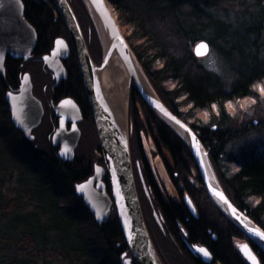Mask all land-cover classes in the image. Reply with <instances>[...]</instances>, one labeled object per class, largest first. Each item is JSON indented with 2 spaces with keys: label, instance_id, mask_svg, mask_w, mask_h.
Listing matches in <instances>:
<instances>
[{
  "label": "trees",
  "instance_id": "trees-1",
  "mask_svg": "<svg viewBox=\"0 0 264 264\" xmlns=\"http://www.w3.org/2000/svg\"><path fill=\"white\" fill-rule=\"evenodd\" d=\"M22 1L25 18L36 30L39 40L34 60L26 64L28 67L41 63L40 60L52 51L56 40L69 42V36L52 0ZM107 1L116 11L121 29L129 33L125 35L126 40L158 96L173 114L199 135L217 177L226 182L234 205L264 230V144L250 145L247 139L250 133L263 131L264 125L256 127L246 119L240 128L238 119L229 113L227 107L229 103L246 99H255L260 104L258 92L253 89L264 84V0L240 1L239 6L246 12L248 23H254L247 36L240 39V53H225L229 42L224 41L221 46L224 60L230 56L235 65L231 87L205 67L195 56L194 47L212 38L210 32L219 25L215 13L225 4L239 0ZM68 2L84 34L90 30L94 33L82 0ZM94 40L97 44L95 35ZM210 42V45L219 46L213 39ZM90 52L95 59L94 52ZM26 65L8 59L6 79L0 77V157L5 159L4 163L0 160V264H122L121 257L129 254V250L115 209L108 223L99 227L76 195L75 186L85 182L93 173L92 160L80 152L86 145L78 149L74 162L64 163L49 142L29 143L12 127L5 93L17 83ZM67 69L70 82L85 99L86 125L93 130V119L74 54ZM132 99V156H138L136 159H141L150 172L143 151V136L151 138L162 158L163 152L168 155L170 164L165 161L170 165L169 178L183 188L180 196L187 192L200 216L198 220L194 219L183 203L171 199L166 202L160 197L154 179L147 176L154 192L150 199L143 194L141 207L162 260L166 264H204L191 255L187 249L189 244L207 248L213 264H247L234 245L235 238L247 237L221 215L204 189L198 192L193 188L191 179H201L185 143L144 104L134 87ZM137 104L142 113L135 109ZM213 104L217 105L218 111L211 109ZM188 107L190 109L186 110ZM206 113L210 114L208 125L202 117ZM8 125L10 135L4 132ZM91 130H87L86 135L96 141ZM12 134L18 139L11 140ZM243 138L246 146L237 155L226 154L225 148ZM11 164L16 165L18 176L15 188L8 191L6 187L13 182L7 167ZM229 165L236 166L238 171L231 174ZM158 208L163 217H160L162 231L152 215ZM164 233L173 245L170 254L171 249L165 253L160 248ZM253 247L260 263L264 264V253L255 245Z\"/></svg>",
  "mask_w": 264,
  "mask_h": 264
},
{
  "label": "water",
  "instance_id": "water-1",
  "mask_svg": "<svg viewBox=\"0 0 264 264\" xmlns=\"http://www.w3.org/2000/svg\"><path fill=\"white\" fill-rule=\"evenodd\" d=\"M52 2L65 24L71 47L75 51L104 161V167L96 165L94 175L87 181L77 184L75 191L94 216L99 227L106 225L112 209L116 210L129 250V254L121 257L122 264L164 263L149 235L137 191L130 148L132 122L129 117V108L126 106L125 112L120 115L106 98L103 87L102 76L114 57L120 59L126 68L131 85L144 104L185 143L212 202L264 253V241L254 236V232H264V230L229 200L212 170L209 155L199 136L188 124L173 114L158 96L129 46L112 5L107 0H82L102 49V64L97 66L89 54L81 28L68 1L52 0ZM25 10L22 0H0L1 76L6 74L5 64L9 57L26 63L34 58V52L38 47V34L26 20ZM200 44L196 46L194 53L197 58L203 59L208 55L203 54L205 52L203 48H199L201 54H197ZM208 50L210 52V46ZM70 54V45L65 40L58 39L50 55L43 58L44 66L49 69L57 81L56 85L68 80L63 61L69 59ZM6 102L14 127L22 132L29 142H35L33 131L41 126L44 109L33 94V84L29 74L22 79L20 93L18 95L9 93ZM54 111L60 118V128L53 137V146L60 147L59 156L62 162L72 163L81 140L79 124L83 122L82 114L71 99L61 102L54 108ZM68 124H71L69 132L67 131ZM193 136L196 138L195 141H193ZM108 187L111 194L108 192ZM225 199L228 203H225ZM186 203L197 216L196 208L189 197L186 198ZM233 208L236 209L235 214H233ZM244 246L238 250L245 261L250 264L243 251ZM247 247L259 261L253 250L248 245ZM201 249L206 250L208 255L205 256L200 251ZM194 254L200 256L205 264H212V256L206 248L196 247Z\"/></svg>",
  "mask_w": 264,
  "mask_h": 264
},
{
  "label": "rangeland",
  "instance_id": "rangeland-1",
  "mask_svg": "<svg viewBox=\"0 0 264 264\" xmlns=\"http://www.w3.org/2000/svg\"><path fill=\"white\" fill-rule=\"evenodd\" d=\"M240 1H235V2H230L225 4L223 7H221V9L219 11H217L215 13V20L219 22V25L217 26L216 29L212 30L210 32V36L212 38H210L209 40H204L207 43L211 44L210 40H214L216 43H218L217 46L215 45H210L211 47V51H210V55H208L207 57L200 59L203 64L205 65V67L216 73L217 75H219L221 77V79L223 80V82L225 83V85L227 87H231L234 83V78L232 75V69L235 67V65L232 63L234 62L232 60V58L230 56L227 57V61L224 60V58L222 57L220 50L222 49L221 46H223L224 41L225 42H229V46H225V53L227 54H239L240 53V47L241 46V42L242 40H240L242 37L247 36V32L249 31V29L251 28V25L254 24L252 22H249V18L247 17V14H245L246 12L243 11V8H241L239 6ZM59 16V15H58ZM81 27V26H80ZM94 28V27H93ZM82 29V28H81ZM123 33L128 36L129 33H126V29H122ZM83 31V30H82ZM84 33V32H83ZM93 35H95V38L97 39V44H95V40L93 41ZM86 40L88 42V45L91 47V51L94 52L92 54H95V59L96 62L102 63L103 60V56H102V49L100 46V42L98 39V35L96 33V31L94 30V33L91 32V30L85 35ZM221 39V40H219ZM98 45V46H97ZM195 49V47H194ZM94 56V55H93ZM213 61L215 63H213ZM39 63H37V65L32 64L29 65L28 69L32 74V78H33V83L35 85L36 91H40L42 92L44 87H46L47 85H49L51 87V81H49V77L48 76H44L43 73V68L41 65H38ZM214 68H218L219 71H213L212 69ZM133 89V87H132ZM132 89L130 91L129 97L127 99V104L126 106L129 108V115L132 114V110L134 109L133 107V102H132ZM258 92V91H257ZM253 99H246L243 101H238L237 103H231L232 107L228 108L229 109V113L236 117L239 121V127L242 128L243 127V123L245 122L246 119H249L251 121V123H253L256 127L259 126H263L264 125V97L260 96L259 92H258V96H257V100L260 102L257 103H253L252 102ZM135 109L139 112L142 113L141 111V107L140 105H135ZM190 108H186V110H189ZM208 114L207 116L202 115V117H204V123L206 125H208ZM132 115H130L131 118ZM84 128V132H83V139L82 142L80 143V146H84L86 145V148L81 149L84 156L91 159L92 160V164L94 167V164L96 162V158H95V150L97 148V140L95 141V139H88V136L86 135L87 130H91V128L87 127V125ZM11 128L8 126H6L4 128V132L8 133L10 132ZM93 129V128H92ZM258 129V128H257ZM260 130V129H258ZM97 139V135H96V130L95 128L93 130H91ZM262 132V133H261ZM261 132H253L250 133V136L247 137L248 142H250V145H258V144H264V130ZM9 134V133H8ZM10 135V134H9ZM12 137H10L11 140H17L18 138L15 137V134L11 135ZM15 137V138H14ZM44 144V143H42ZM143 145H144V154L146 157V160L148 162L149 168L151 170L152 173V177L155 181V183L158 185V188L160 189V193L162 195V198L165 201L168 200H173L176 202H179V199H176V195L175 193L172 191L171 186L168 184V180L166 172L164 166L160 163L162 161V156L158 153V151L156 150L154 143L152 141L151 138H148L147 136H143ZM246 146V139H242L240 141H237L236 143L230 144L226 150V154L229 153H234L237 155V153L239 152L240 149H242L243 147ZM82 154V155H83ZM164 157L163 159L169 161L168 156L165 154V152H163ZM136 158H133L134 160V175H135V179H136V183H137V188H138V193L140 198H143V194H145L146 196V192L147 190H144V178H143V174L142 171L140 169H137V167H139V164H137V160H135ZM0 160L3 162V160L5 161V159H2L0 157ZM4 163V162H3ZM137 166V167H136ZM224 166H227V164H224ZM10 173L9 175H12V183H10L7 187L6 190L10 191L11 189L15 188L16 185V178L18 176V172L16 171V165L11 164V165H7ZM229 170L232 173H236L238 171V168L234 165H229ZM141 172H140V171ZM191 174V173H190ZM165 182V184H164ZM191 183L194 184L197 187V183H195L194 180L191 179ZM12 185V186H11ZM147 188V187H146ZM197 189H199L197 187ZM144 190V191H143ZM143 192V193H142ZM184 197V196H183ZM31 207V206H30ZM33 208L31 207L30 210H32ZM209 210V208H207ZM215 213L216 211L213 210ZM153 217H154V221L157 222L160 219V215L157 214V210H155L153 212ZM159 228L161 229V227L159 226ZM162 231V230H161ZM163 244L160 245L161 250H163L165 253L166 251L169 250V254L173 251V249L171 248L172 242L170 241V238L166 236V234H163ZM167 252V253H168ZM168 254V255H169Z\"/></svg>",
  "mask_w": 264,
  "mask_h": 264
},
{
  "label": "flooded vegetation",
  "instance_id": "flooded-vegetation-1",
  "mask_svg": "<svg viewBox=\"0 0 264 264\" xmlns=\"http://www.w3.org/2000/svg\"><path fill=\"white\" fill-rule=\"evenodd\" d=\"M82 33H83V31H82ZM83 36H84V39H85V42H86V45H87L89 54L91 56V52H90V49L88 47V43H87V40H86V37H85V34L84 33H83ZM68 44L70 45V48H71V54H70L69 59H67L66 61H63V64H64V66H65V68L67 70V73H68V80L61 82L59 85H56L57 84V81L55 80L54 75L49 71V69L47 67L44 66V63H43V58L44 57H43L40 60L41 63H39L38 65H41L42 66L44 76H48L49 77V81H51V84L52 85H51V87L49 85H47L46 87H44V89H43L42 92L36 91L35 85L33 83L32 74H31V72L28 69L29 67H27V65H26V64H29V62L26 63L24 61L14 60V61H17V62H22L24 65H26V69H22V71H21V73H20V75L18 77L17 83L13 87L9 88V90H7V92L5 93V99H4L5 100L6 109H7L9 118H10V122L12 124V118H11V115H10V112H9V106H8V104L6 102L7 94L12 93L14 95H18L20 93L21 82H22V79L24 78V76L26 74H29L31 76L32 84H33V94H34L35 98L41 102V104L43 106V109H44V117L42 119V124H41V126L38 129H36V130L33 131V135L36 138V141H40L41 143H45V141L49 142L50 145L54 149L57 150V153H58L57 155H58L59 158H60V156H59L60 147L55 148L53 146V137H54V135L56 134V132L60 128V118L56 115V113L54 111V108L57 107L61 102L65 101V100H68V99L73 100L75 102V104L78 106V108L80 109V112L82 114V118H83V122L81 124H79V129L81 131V140H80V143L82 142V139H83V132H84V128L83 127H84V125H86V121H87V119H86V110H85L84 105H83L84 104L83 102L85 101V99L82 98V95L79 93V90L76 87H74L72 85V83L70 82V74H69V71L67 69V65L70 62V59H71L72 55L74 54V57L75 58H76V55H75V51H74L73 47H71V41L70 40H69ZM50 53H51V51H50ZM50 53L47 54V55H50ZM91 58H92L94 64H96L97 66H100L101 65V63L99 64V62H96V59H93V56H91ZM76 61H77V59H76ZM77 64H78V62H77ZM78 68H79V66H78ZM79 72H80V70H79ZM80 75H81V73H80ZM6 76H7V68H6V74H5V76H1L0 75V77H3V79H6ZM81 79H82V76H81ZM82 83H83V79H82ZM83 87H84V83H83ZM84 91H85V87H84ZM66 92L70 93V95H67ZM85 96H86V101L89 104L88 96L86 94V91H85ZM89 107H90V104H89ZM90 111H91V107H90ZM91 115H92V112H91ZM92 119H93L94 128L96 130V135H97V140H98V146H97V148L95 150V158H96L95 164L98 163V165L104 167V161H103V155H102V149H101L100 139H99V136H98V132H97V129H96V125H95V121H94L93 115H92ZM12 127H13V129L19 135L22 136L23 139H25L27 141L25 135L22 132H20L19 130H16V128H14L13 124H12ZM70 129H71V124H68L67 125V131L69 132ZM200 141H201V139H200ZM80 143H79V146H80ZM77 152L78 151H76V155H77ZM133 158H135V156ZM135 160H137V159H135ZM160 163L164 166L163 169H165V172H166V175H167V178L166 179L168 180L167 181L168 184L171 186L172 191L175 193V195L177 197L176 199H179V202H176V201H174V202H176V203H183L188 208V211L191 214V216L194 219H197L198 220L200 218V216H199V212H198V209H197L195 203L193 202L194 203V206L196 208L197 216L193 214V212L190 210V208L188 207V205H187V203L185 201V197L186 196H189V194L187 192H185L184 193V197L183 196L181 197L180 196V190H183V188L181 186H176L175 181L173 179L169 178V174L168 173L170 172L169 171L170 165H168V163L163 158H162V161ZM137 164H140L141 170H142L143 174L146 173V175L144 174V180H145L146 185L148 186V188L150 190H152V192H154V189L152 187L151 180L148 178V177L153 178L152 177L151 170H150V172L147 171L148 168L144 165V162L141 159H138L137 160ZM148 172H149V174H148ZM93 174H94V170H93L92 175ZM196 174H197V176L200 177L201 181H199L197 179L195 180L196 181L195 183H197L196 185H197V187L199 189H197V187L194 184L191 183L193 185V188L196 191H198V192H202L203 189L206 191V188H205V186L203 184V180H202L201 175H200V173L198 171V168H197ZM146 179L148 180V182H147ZM218 181L220 183V186L224 190L225 194L229 198V200L233 203V200L231 199L230 195L228 194V189H227L226 182L223 179H219V178H218ZM156 186H157L156 189H158V193H159L160 197L162 198V195L160 193V189L158 188V185L157 184H156ZM207 195H208V193H207ZM157 212L162 217V212H161L160 208H158ZM221 215L224 216L225 218H227L222 212H221ZM187 220H189V217H188ZM222 221H224V220H222ZM234 245H235V248L237 247L236 249H237V251H238V253L240 255H241V253L239 252L238 248H240L241 246H244V245H248L253 250L254 254L259 258L258 253L254 250V247H253V245H255V244L253 242H251L249 239L235 238L234 239ZM196 247H202V246H198V245L191 246L189 244L187 245V249L191 253V255L193 257H195V258H198L197 255L194 254V250H195ZM255 247L258 248L256 245H255ZM199 259L201 260V258H199Z\"/></svg>",
  "mask_w": 264,
  "mask_h": 264
},
{
  "label": "bare ground",
  "instance_id": "bare-ground-1",
  "mask_svg": "<svg viewBox=\"0 0 264 264\" xmlns=\"http://www.w3.org/2000/svg\"><path fill=\"white\" fill-rule=\"evenodd\" d=\"M106 98L123 115L131 91V80L120 59L114 57L102 76Z\"/></svg>",
  "mask_w": 264,
  "mask_h": 264
},
{
  "label": "snow or ice",
  "instance_id": "snow-or-ice-1",
  "mask_svg": "<svg viewBox=\"0 0 264 264\" xmlns=\"http://www.w3.org/2000/svg\"><path fill=\"white\" fill-rule=\"evenodd\" d=\"M199 48H203V49H205V52L203 53L204 55H210V52H209V50H208V49H209V46H208L207 43H205V42H201V44L199 45V47H198V49H197V54H198V55L201 54V53L199 52ZM213 63H215V62L213 61ZM212 70H213V71H217V72L219 71L218 68H214V69H212ZM253 90H254V91H258L259 94H260V96L264 97V84L256 85V86L254 87ZM252 102H253V103H256V100L253 99ZM227 107H228V108H231L232 105L229 103V104L227 105ZM211 109H212V110H217V105H216V104H213V105L211 106ZM217 111H218V110H217ZM205 116H207V113L205 114ZM177 122H178V121H177ZM186 130H187V129H186ZM195 139H196L195 136H193V141H195ZM98 171H99V170H98ZM225 203H228L227 199H225ZM229 206L231 207V205H229ZM232 211H233V214H235L236 209L233 208ZM254 236H255V237H259V240L264 241V232L256 231V232H254ZM129 239L131 240V237H129ZM200 251L203 252V254H204L205 256L208 255V253L206 252V250L201 249ZM243 251H244V253L246 254V258H247V260L250 261V264H259V261L256 259V257H255L254 255H252V253H251L250 249H248L247 245L244 246Z\"/></svg>",
  "mask_w": 264,
  "mask_h": 264
}]
</instances>
